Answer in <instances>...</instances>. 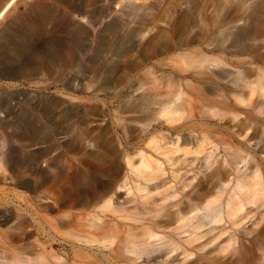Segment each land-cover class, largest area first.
Returning <instances> with one entry per match:
<instances>
[{"label":"bare ground","instance_id":"bare-ground-1","mask_svg":"<svg viewBox=\"0 0 264 264\" xmlns=\"http://www.w3.org/2000/svg\"><path fill=\"white\" fill-rule=\"evenodd\" d=\"M183 1L160 12L175 9L171 73L150 72L135 101L112 107L125 141L100 152L102 120L90 116L104 104L85 106L88 145L70 150L77 165L63 198L35 182L34 229L0 231V264H250L245 232L264 252V0H192L191 10ZM163 39L158 29L148 47ZM15 41L18 53L26 42ZM27 132L38 146L43 136Z\"/></svg>","mask_w":264,"mask_h":264},{"label":"rangeland","instance_id":"rangeland-1","mask_svg":"<svg viewBox=\"0 0 264 264\" xmlns=\"http://www.w3.org/2000/svg\"><path fill=\"white\" fill-rule=\"evenodd\" d=\"M170 1L15 0L0 17V231L34 229L35 182L49 190L51 197L63 198L77 165L70 150L88 145L81 137L85 106L104 104V113L90 116L105 121L102 125L90 121L103 130L102 136L96 131L93 140L100 152L107 154L118 137L125 141L121 132L116 133L112 107L135 101L153 75L170 74L171 61L180 53L172 27L175 9L160 17ZM191 1L184 0L183 6L191 10ZM8 2L0 0V12ZM158 29L168 30L170 42L163 39L150 49L149 38ZM21 37L26 43L17 53L15 40ZM110 61L113 69L107 73ZM127 63L132 66L128 68ZM9 66L16 69L8 72ZM136 89L137 93H131ZM31 129L43 136L38 146L29 138ZM194 167L205 172L201 164ZM175 169L166 167L167 172ZM178 170L182 174L188 168L183 165ZM6 218L11 221L4 225ZM241 239L244 247L253 248L255 258L250 264H264V252L251 245V236L245 232ZM233 248L238 245L228 251ZM229 252L223 254L228 262Z\"/></svg>","mask_w":264,"mask_h":264}]
</instances>
